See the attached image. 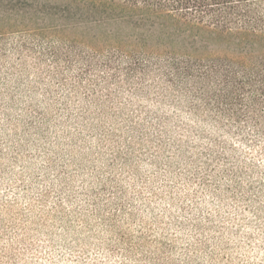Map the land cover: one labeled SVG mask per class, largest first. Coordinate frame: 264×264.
I'll return each instance as SVG.
<instances>
[{"label": "rangeland", "instance_id": "1", "mask_svg": "<svg viewBox=\"0 0 264 264\" xmlns=\"http://www.w3.org/2000/svg\"><path fill=\"white\" fill-rule=\"evenodd\" d=\"M67 40L0 52V264H264V132Z\"/></svg>", "mask_w": 264, "mask_h": 264}, {"label": "trees", "instance_id": "2", "mask_svg": "<svg viewBox=\"0 0 264 264\" xmlns=\"http://www.w3.org/2000/svg\"><path fill=\"white\" fill-rule=\"evenodd\" d=\"M67 38L139 88L157 75L212 123L264 132V0H0L3 54Z\"/></svg>", "mask_w": 264, "mask_h": 264}]
</instances>
